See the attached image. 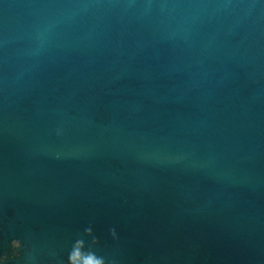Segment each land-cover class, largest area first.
I'll return each instance as SVG.
<instances>
[{
  "label": "water",
  "instance_id": "obj_1",
  "mask_svg": "<svg viewBox=\"0 0 264 264\" xmlns=\"http://www.w3.org/2000/svg\"><path fill=\"white\" fill-rule=\"evenodd\" d=\"M78 239L264 264V0H0V257Z\"/></svg>",
  "mask_w": 264,
  "mask_h": 264
},
{
  "label": "clouds",
  "instance_id": "obj_2",
  "mask_svg": "<svg viewBox=\"0 0 264 264\" xmlns=\"http://www.w3.org/2000/svg\"><path fill=\"white\" fill-rule=\"evenodd\" d=\"M85 234L88 236H92V229L91 227H88L85 229ZM112 236L113 238L116 237V232L113 229L112 230ZM93 244L97 243V240L95 237H93L92 240ZM11 246L13 249H19L21 248V241L20 240H12ZM85 242L83 239H78L74 242L72 249L68 255V264H73V261L76 257H79L78 264H105V260L103 258L98 257L94 252H92L90 249L88 251H85ZM15 255H19V253H15ZM8 257L3 256L0 257V264H3V262L7 261Z\"/></svg>",
  "mask_w": 264,
  "mask_h": 264
}]
</instances>
